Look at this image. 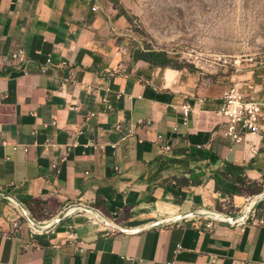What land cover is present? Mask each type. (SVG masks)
<instances>
[{
	"label": "crops",
	"instance_id": "obj_1",
	"mask_svg": "<svg viewBox=\"0 0 264 264\" xmlns=\"http://www.w3.org/2000/svg\"><path fill=\"white\" fill-rule=\"evenodd\" d=\"M95 1L98 12L85 0H0V264H264V226L214 221L208 229V215L161 224L226 202L237 210L264 193V67L206 80L134 60L126 19ZM18 48L28 55L24 67L12 59ZM234 83L263 102L261 129L238 144L217 115ZM186 102L196 112L183 126ZM78 130L79 145L67 152ZM216 170L261 190L224 194ZM191 174L203 183L174 180ZM76 205L123 230L79 207L52 224ZM257 209L264 217V199ZM23 210L44 229L35 232Z\"/></svg>",
	"mask_w": 264,
	"mask_h": 264
},
{
	"label": "rangeland",
	"instance_id": "obj_2",
	"mask_svg": "<svg viewBox=\"0 0 264 264\" xmlns=\"http://www.w3.org/2000/svg\"><path fill=\"white\" fill-rule=\"evenodd\" d=\"M126 23L130 47L166 50L204 79L264 67V0H104Z\"/></svg>",
	"mask_w": 264,
	"mask_h": 264
},
{
	"label": "built area",
	"instance_id": "obj_3",
	"mask_svg": "<svg viewBox=\"0 0 264 264\" xmlns=\"http://www.w3.org/2000/svg\"><path fill=\"white\" fill-rule=\"evenodd\" d=\"M92 4L91 9L94 12H98L101 9V6L95 0H85ZM12 59L14 62L21 67H24L28 60V55L24 48H18L12 53ZM202 103L203 99H199ZM263 102L260 100L247 98L237 87V84L234 83L230 86L223 94L222 105L217 111V115L222 119L223 133L226 137L230 138L234 143H242L245 140V136L248 132L258 131L261 129V116H262V107ZM196 112V108L190 103L186 102L181 106V120L182 125L187 126L190 122V116L192 113ZM120 127V126H118ZM178 126L174 127V130L177 131ZM83 130H78L74 134L70 141L66 144L67 152L71 151L74 147L79 145L78 137L83 134ZM158 142H160V148L165 151H170L172 145L169 144L163 135L158 136ZM55 144L47 143V146ZM85 148H94V149H104V145L98 144L95 142H88L84 144ZM63 160L66 157L62 158ZM53 167L59 170L58 164L54 163ZM87 174L89 172H86ZM262 199L260 195L252 200H248L244 206L235 210L234 206L226 202L223 203V210L214 212L215 215L210 216L211 220L206 223V228H212L215 222H228L230 226L239 228L241 231H245L247 227L250 226H264V217L259 216L257 205ZM13 201V200H12ZM257 204V205H256ZM256 205V206H255ZM233 208V209H232ZM202 212H212L199 210ZM96 219V217L94 216ZM182 220L174 221L171 223L179 224ZM168 223L167 225L171 224ZM44 227V226H43ZM13 228L18 230L20 224L18 221L14 222ZM35 232H40V229L33 227ZM84 244V242H81Z\"/></svg>",
	"mask_w": 264,
	"mask_h": 264
},
{
	"label": "trees",
	"instance_id": "obj_4",
	"mask_svg": "<svg viewBox=\"0 0 264 264\" xmlns=\"http://www.w3.org/2000/svg\"><path fill=\"white\" fill-rule=\"evenodd\" d=\"M121 14H118L120 16ZM133 59H143L157 66H172L176 68H183L182 65L172 64L173 58L169 55L166 50H152V49H136L133 51ZM193 71L194 67H190ZM214 180L216 190L223 192L229 196L235 194L244 193H259V188H253L254 182L250 183L247 178H233L229 173L225 171L216 170L214 173ZM177 185L189 186V185H200L203 183L201 174H191L190 178L176 177Z\"/></svg>",
	"mask_w": 264,
	"mask_h": 264
},
{
	"label": "water",
	"instance_id": "obj_5",
	"mask_svg": "<svg viewBox=\"0 0 264 264\" xmlns=\"http://www.w3.org/2000/svg\"><path fill=\"white\" fill-rule=\"evenodd\" d=\"M260 198L261 199H264V193L263 194H260ZM16 201V200H15ZM17 202V201H16ZM18 205H20L19 202H17ZM257 205V204H256ZM255 205V206H256ZM83 208L85 210H87L88 212H90L91 214H93V216H95L98 220H100L101 222L105 223L106 225L112 227V228H115L117 230H123V228H121L120 226L114 224L113 222L109 221L107 218L103 217L101 215V213H99L98 211H96L95 209L93 208H90L88 206H80V205H76V206H71L70 208H68L67 210H64L59 216H57L55 218V220L52 222V224L54 223H58L62 220V218L69 212L71 211L72 209L74 208ZM23 209V208H22ZM24 211V214L25 216L28 218V220L32 223V225L37 228V229H44L43 226L39 223H37L30 215L29 212H27L26 210H23ZM199 215H210V216H213L215 215L213 212H202V211H195V212H192L191 214H188V215H180V216H176L172 219H168V220H165L163 221L161 224H168V223H171V222H174V221H179V220H184L186 218H188L189 216H199ZM51 225V224H50ZM49 227V225L47 226Z\"/></svg>",
	"mask_w": 264,
	"mask_h": 264
}]
</instances>
